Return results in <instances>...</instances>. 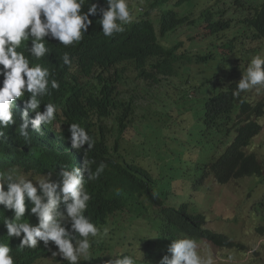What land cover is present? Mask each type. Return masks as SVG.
I'll list each match as a JSON object with an SVG mask.
<instances>
[{
	"label": "clouds",
	"instance_id": "1",
	"mask_svg": "<svg viewBox=\"0 0 264 264\" xmlns=\"http://www.w3.org/2000/svg\"><path fill=\"white\" fill-rule=\"evenodd\" d=\"M181 1L168 0L165 5H159L152 0H103L101 6L99 0H0V143L9 144L5 129L23 137L26 141L23 146H33L37 139L43 141L39 151L28 158L10 155L0 148V212L10 214L0 220V225L4 228L3 236L15 240V248L21 252L39 248L47 251L35 264H211L206 253L204 257L198 252V242L204 240L218 247L214 236L227 239L238 249L243 245L247 251L244 244L210 230L206 216L194 214L190 204H181L180 190L184 183L173 181L175 194L169 192L162 197L153 175L152 180L145 177L148 184L143 194L146 209L136 216L125 207L120 190L115 194L110 188L93 195L90 188L91 182L98 179L108 166L103 161L98 164L88 159V153L95 145L110 143L114 148L119 143L118 146L126 150L143 147L157 151L151 141H156L159 148L164 147L168 143L173 122L178 120L183 128H187L193 123L194 112L200 109L203 112L199 119L207 129L216 132L220 147H225V151L219 156H209L199 164L201 177L195 185L203 186L212 180L225 186L243 180L221 182L218 176L221 177L223 169L233 162V157L229 158L232 152L227 151L239 135L237 127L245 124L243 116L248 117L246 124L252 122L254 116L261 126L256 137L263 131L260 121L264 115L259 118L255 115L262 106L264 111V98L256 101L253 94L264 93V47L263 52L250 58L242 51V43H248L241 40L236 51L226 53L228 57H224L218 52L224 51L222 45L226 41L220 42L212 37L209 49L216 52L217 65L206 78L199 71L202 65L194 64L192 72L188 74V83L177 93L180 98L167 91L165 84L164 90H158L160 82L174 77L160 76V82H154L160 62H170L180 50L182 54L179 57L187 52V42L181 39V35L191 38V34H183L179 30L186 27L191 32L192 18L189 16L200 7L194 8L193 5L189 10L192 13L181 16L180 7L189 3L183 1L179 6ZM244 1L221 0L218 19L224 24L229 20L233 22L231 28L234 30H229L233 33L246 29L247 40L252 47L256 43L262 45L261 41L251 38L253 30L246 24L249 20H245L250 12L236 10L239 2ZM263 3L264 0H261V5ZM130 4L135 6L130 8ZM171 11L186 19L182 22L174 18L176 28L168 30L170 28L166 23L173 18ZM225 11L227 13L222 15ZM93 18L98 19L96 23L102 28V33H95L92 46H101L106 39H116L125 27L134 24L138 29L131 43L137 41L148 55L152 52L155 55H150L149 67L141 74L136 72L137 65L132 62L135 59H130L110 70L95 69L105 78L102 83L94 78V74L76 80L88 93L108 89L114 84L122 92L121 86L130 82L134 86L135 98L129 99V94L124 92L122 95L124 100L129 99L127 104L137 106V116L131 120L134 105L127 111L122 110L119 116L125 122L127 112V120L135 130V136H129L126 131L123 139H120L118 130L121 125L117 122L120 117H108L113 111L112 104L95 118V121L109 118L106 123L108 128H96L95 133L91 134L79 123L69 124L72 149L63 150L58 145L62 123L56 120L58 113L61 117L60 109L55 103L48 102L43 104L44 110L41 111L42 99L52 90H59L61 85L53 78L50 69L37 61L51 55L50 41H56L65 48L80 43L95 23ZM165 41L175 47H167ZM188 56V53L183 56L185 67H188ZM58 60L69 69L77 65L76 62L72 64L68 52ZM181 63H174V66ZM217 75L218 78L214 80ZM142 96H151V99L154 96L153 100L167 105L168 111L163 112L165 117L161 124L147 122L151 118L147 108L142 120H138ZM181 98L199 100V104H190ZM174 115H177L175 119L167 117ZM130 124H126L127 129ZM147 134L152 139H147ZM74 149L84 152L78 164L70 156ZM19 150L23 151V148ZM247 152L252 154L248 149ZM45 156L50 160L52 157L58 169L46 174L19 173L15 168L11 169L23 167L26 171L39 170L40 161ZM38 176L40 178L35 179ZM237 185L239 183H235ZM148 193L155 202L153 205L147 199ZM200 216L204 217L203 230L209 232L206 237L197 236L196 218ZM235 221L239 223L237 217ZM258 233L264 235V227L259 228ZM95 239L97 243L93 245ZM220 249L225 251L226 248ZM0 264H16L13 246L1 241Z\"/></svg>",
	"mask_w": 264,
	"mask_h": 264
},
{
	"label": "trees",
	"instance_id": "2",
	"mask_svg": "<svg viewBox=\"0 0 264 264\" xmlns=\"http://www.w3.org/2000/svg\"><path fill=\"white\" fill-rule=\"evenodd\" d=\"M139 1L141 2V0ZM152 1L159 5H165L168 2V0ZM183 1L190 2V0H182L179 3V6H181ZM204 1H202L199 4L200 7L193 12L194 18H192L190 30L195 31L196 34L193 39L191 37L190 42L194 43L197 50L196 53L190 54L191 48H187L188 44H186L187 52L185 54L188 53L190 56L187 58L188 67H183V74H190L194 64L200 66L208 64L211 61H216V52L212 48L208 49L210 47L209 44L205 43L202 45L204 42H210L212 37H215L220 42L223 40L226 41L222 45L224 51L218 52L222 53L224 57H228L226 53L236 51L237 45L242 42L241 40H245L248 43V45L242 43V51L245 52L248 57L251 58L252 55L260 54L262 52V48L264 47V3L261 5V0H245L244 2H239L240 5L236 7L237 11L250 12L249 17L245 20H249V23L246 22V24L253 30L251 38L253 41H261V44L263 45H259L256 48H253L247 40L248 33L246 29L241 32L233 33L229 31L234 30L231 28L233 22L229 20L224 24L222 20L218 19L217 11L221 0H216L214 4H208ZM99 2L102 6L103 0H99ZM195 6L197 5L194 4V8ZM241 8L245 10H240ZM226 13L227 11L222 15H225ZM170 14L173 18L167 20L166 24L168 28H170L168 30L176 28V26H174V18L182 22L186 19L181 18L176 11H171ZM97 20L98 19H94L95 23L86 34L85 39H82L80 43L65 48L59 46V43L56 41H50L52 44H49L48 46L51 49V55L37 61L42 63L45 67H48L53 78L57 79L61 85L59 90H52L50 95L45 96L42 99L41 111L44 110L43 104L48 102L55 103L60 109L61 117L58 113L56 120L62 123V132L60 133L61 137L58 140V145H60L63 150L72 149L70 144V132L68 131L69 124L79 123L81 126L85 127L88 132L94 134L96 128H108L106 123L109 118L95 121L97 116H100L105 112V107L108 110L109 106L114 104L113 111L108 116L110 119H113L116 116H119V113L122 110L127 111L132 105H134V103L132 105L131 103H126V101L133 98L130 97L128 100H124L122 92L118 90V86L115 84L109 86L108 89H102L96 93H88L83 91L80 83L76 81L77 78H83L94 74V78H97L102 83L105 81V78H103V75L99 74V71L96 72L95 69L99 67L101 69L100 71L110 70L111 67L116 68L122 63L131 61L130 59H135L132 60V62L137 65L136 72L141 74L149 67V59H151L150 55H155L153 52L148 55L147 52H145V49L142 48L141 43L137 41L131 43L132 39L136 38L134 34L138 29L134 24L129 28L125 27L124 32L117 35L116 39H106L101 46H92L91 41L95 33H102V28L96 23ZM200 28L204 29L205 34L201 32ZM65 52H68L72 57V64L73 62L77 63L74 68L71 66V69H69L62 64V61L58 60V58ZM185 54L179 57L175 53L174 58H172L170 62L167 60L161 61L155 73L157 77L154 82H160V76L172 78L176 74L174 63H179L185 59L183 57ZM154 68L155 66L152 65V69ZM217 78L218 75L214 77V80ZM106 103L107 106H105ZM154 103V106L148 108L150 117L152 116L151 112L153 111H168V107L164 102L155 101ZM263 115L264 111L262 106L259 109L258 114L255 116L259 118ZM125 116V122L121 116H119L120 119L117 121L118 124L121 125L118 130V133L121 136L120 139H123V136L127 131L126 124H130L127 120V112L125 113ZM243 117L245 118V124H243L242 127H237L238 130H240L239 135L232 148L227 151L232 152V155L229 156V158L233 157V162L223 169L221 177L218 176V179L221 182L226 180L244 179L246 177H259L264 180V159H261L258 156L260 155L258 151L253 152L252 154L247 152V149L252 146L254 138L261 131V126L257 120L254 119V116L251 118L252 122L249 121L247 124L246 120L248 117L245 115ZM118 124L113 123L114 126H118ZM4 131L6 133L8 132V143L11 144L12 147L7 143H0V148L10 155L17 154V156L28 158L31 155L36 154L40 147L43 146V141L41 139H37L33 146H23L26 144V141L23 137H20L18 133H11L9 129H5ZM147 139H152L151 135L147 134ZM118 144L119 143L113 148L110 143L105 146L100 143L98 146L95 145L88 153L89 160H95L98 164L103 161L108 165L101 176L91 182L90 188L93 191V195L96 193H104L110 188L114 190L115 194L120 190L125 207L129 212H134L133 215L136 216L137 214L144 212L146 209V199L143 200V194L145 195V190L148 189V184L145 182V177L152 180V174L134 161L132 157L134 150H126L125 148L118 146ZM151 144L157 149L155 152H159L162 148L158 147L156 141H151ZM19 148H23V151H20ZM70 156H72L74 162L78 164L82 161L84 152L81 153L74 149ZM58 167L59 166L53 161L52 157L50 160L48 159V156H45L40 161L39 170L26 171L23 167H21L22 169L11 167V169L15 168L19 173L24 171V173L46 174L48 171H55ZM233 167L235 168L234 170ZM4 170L7 169H3L2 171ZM147 197L149 203L153 205L155 202L151 194L148 193ZM261 207L264 208V197L261 202ZM7 215L10 216L9 213L3 211L0 212V220L4 219ZM0 224L2 223L0 222ZM203 225L204 217L200 216L196 218V231L197 236L199 237H206L209 233L203 230ZM4 234V228L0 225V236H3ZM213 240H215L216 245L220 248L233 249L236 247L227 239L214 236ZM0 241L9 244L11 247L13 246L16 264H35L41 256L47 252L43 248L34 251L21 252L19 248H15L17 242L15 240L11 241L6 236L0 237ZM96 243L97 239H95L93 245ZM239 248L244 251L246 250L243 245H240Z\"/></svg>",
	"mask_w": 264,
	"mask_h": 264
},
{
	"label": "rangeland",
	"instance_id": "3",
	"mask_svg": "<svg viewBox=\"0 0 264 264\" xmlns=\"http://www.w3.org/2000/svg\"><path fill=\"white\" fill-rule=\"evenodd\" d=\"M202 1L204 0H190L188 4L180 7V15L185 16L186 13H190L189 10H191L192 6L194 4L199 6ZM215 1L207 0L204 2L211 4ZM134 6L135 4H130V8ZM245 14H242V16ZM189 17L194 18L193 15ZM200 30L205 34L203 28H200ZM179 32L191 34L192 39L196 34L195 31L188 32L186 27H182ZM181 39L187 42V48H191L190 54L196 53L197 48L193 42H190V36L184 37L181 35ZM205 43L209 44V46L211 45V42H204L202 45ZM165 45L169 48L175 47L168 41H165ZM259 45L258 43L254 44L253 48ZM181 54L180 50L178 55ZM185 62V60H182L181 64L176 65L174 77L167 82H160L157 89L160 91L164 90L165 87L163 85L165 84L167 91H172L174 96L180 98V94L177 93H180L179 90L186 86L190 78V76L183 74ZM216 65V61H211L208 64H203L199 71L206 78ZM121 91L135 98L134 86L130 82L122 85ZM142 97V104L138 110V120H142L144 110L154 106L156 101L153 100L154 96L153 99H151V96ZM263 98V92L253 94V99L256 101ZM181 100H186L190 104H199V100L183 98ZM136 108L137 106L134 104L131 120L137 116ZM202 112V109L194 112L193 123L187 128H183L180 121L175 120L169 132L168 143L159 152L143 147H134L132 157L139 166L153 175L157 181V189L162 197H165L169 192L175 194L176 189L172 185L173 181L184 183L183 189L180 190L179 200L181 204H190L194 214L205 215L210 230L227 235L233 241L244 244L247 247V251L238 248L225 249L223 251L207 241L198 242V252L204 257L206 253L211 264H264V235L258 233V229L264 227V208L261 207L264 197V180L259 177H251L225 186L209 180L203 186L197 187L195 185L201 177V171L198 169L199 164L204 162L209 156H219L225 151V147H220L216 132L207 129L203 121L199 119ZM151 115L147 122L161 124L165 117L162 111H153ZM167 117L175 119L177 115ZM260 123L263 126V131L255 138L248 151L250 153L258 151L260 153L258 156L264 159V117ZM127 134L131 137L136 134L131 124L127 129ZM235 183H239V185L235 186ZM231 205L233 206L231 207ZM236 217L239 223L235 221ZM135 223L132 224L133 233L135 231Z\"/></svg>",
	"mask_w": 264,
	"mask_h": 264
},
{
	"label": "bare ground",
	"instance_id": "4",
	"mask_svg": "<svg viewBox=\"0 0 264 264\" xmlns=\"http://www.w3.org/2000/svg\"><path fill=\"white\" fill-rule=\"evenodd\" d=\"M27 165H32L31 163H27Z\"/></svg>",
	"mask_w": 264,
	"mask_h": 264
}]
</instances>
